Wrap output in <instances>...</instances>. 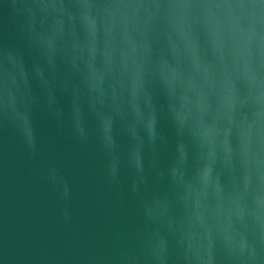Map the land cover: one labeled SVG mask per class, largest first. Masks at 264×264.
I'll return each instance as SVG.
<instances>
[{
	"label": "water",
	"instance_id": "obj_1",
	"mask_svg": "<svg viewBox=\"0 0 264 264\" xmlns=\"http://www.w3.org/2000/svg\"><path fill=\"white\" fill-rule=\"evenodd\" d=\"M53 2L65 14L60 25L63 35L55 42L49 64L43 50L27 49L18 37L19 17L12 5L21 0H0V47L22 51L9 66L8 84L18 90L19 98L34 105L41 153L33 159L12 129L0 127V264H106V256H116L127 238L140 232H156L166 241L170 264H196L193 252L185 259L184 249L191 234L204 233L198 214L212 229L214 253L220 259L229 217L233 226L240 227L232 209L244 182L240 131L251 118L250 106L243 102L244 86L236 79L242 60L230 57L222 40L203 24L196 31H181L166 19H154L144 36L131 30L136 59L146 69L139 104L145 116L152 105L159 117L158 133L164 136L150 144L132 113L130 57L125 68V53L131 49L121 27L109 37L97 20L93 36L92 21L79 8L81 0ZM150 12L142 10L141 21ZM91 15L96 16L94 9ZM36 24L39 28V16ZM182 92L189 123L199 114L213 127L210 145H201L187 128L178 134L171 108L179 106L176 97ZM117 111L125 114L124 119H116L114 144L107 149L101 121ZM77 122L86 132L84 143L73 134ZM179 142L185 144L183 164L176 150ZM137 150L146 173L153 166L180 168L178 182L151 184L152 191L164 196L152 222L145 220L132 190L137 177L131 158ZM51 157L72 183L70 227L61 216L64 202L44 175ZM112 164L117 183L108 176ZM244 202L251 207V196Z\"/></svg>",
	"mask_w": 264,
	"mask_h": 264
},
{
	"label": "clouds",
	"instance_id": "obj_2",
	"mask_svg": "<svg viewBox=\"0 0 264 264\" xmlns=\"http://www.w3.org/2000/svg\"><path fill=\"white\" fill-rule=\"evenodd\" d=\"M12 7L19 17L16 31L24 47L43 50L47 62L53 63L55 42L63 35L60 28L63 23L61 18L65 14L62 6L53 0H21L19 5L13 3ZM79 8L84 9L83 17L91 19L93 36L97 20L109 37L118 25L121 27L125 42L131 49L125 53V68H128L127 59L130 57L133 73L132 113L136 123L143 125L150 144L156 141L158 135L160 139H164V136L158 133L159 117L152 105H148L149 111L145 116L139 104V94L145 88L142 74L146 69L136 59L137 46L131 43V30L144 36L154 19H166L173 28L181 31L185 28L196 31L203 24L211 35L222 40L230 57L242 60V68L237 67L236 79L244 86L243 102L250 106L251 118L245 120L240 131L244 182L243 190L236 198V206L232 209V215L240 227L232 225L230 216L229 231L221 239L223 256L218 259L214 253L212 229L205 225L203 217L198 214L197 219L204 227V233L190 235L184 254L187 260L190 258L189 253L193 252L192 258L196 264H264V0H170L162 4L154 3L153 0H81ZM93 9L96 11L95 17L91 15ZM161 9L166 11L162 13ZM142 10H151L146 21H141ZM38 16L39 28L36 24ZM21 54L22 51L16 47H0V127L12 129L23 140L30 157L39 159L41 153L38 130L33 119L34 105L19 98L18 90H13L8 84L9 66H14ZM176 99L179 106L172 105L171 111L178 134H183L187 128L201 145H210L213 127L206 125L199 114L189 123L190 112L185 109L183 92ZM124 115L117 111L102 119L101 130L107 137V149H111L114 144L113 125L117 118L124 119ZM73 134L80 143L85 142L86 132L79 122L73 126ZM176 150L179 163L183 164L186 159L185 144L177 143ZM131 163L137 177L132 183V190L141 203L145 220L152 222L164 196L152 191L151 184L178 182L180 168L172 166L165 170L153 166L152 172L146 173L138 150L132 153ZM44 175L56 189L58 198L64 202L61 216L70 227L69 204L74 192L69 175L58 165L55 157L48 160ZM108 176L113 183L118 182L115 164L109 166ZM249 195L251 207L244 202ZM105 261L106 264H170L167 243L156 232L131 235L118 254L106 256Z\"/></svg>",
	"mask_w": 264,
	"mask_h": 264
}]
</instances>
